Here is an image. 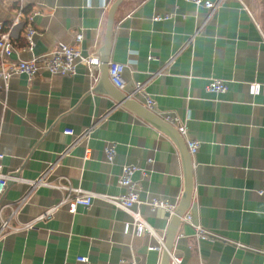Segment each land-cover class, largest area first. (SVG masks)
I'll return each instance as SVG.
<instances>
[{"label":"crops","instance_id":"1","mask_svg":"<svg viewBox=\"0 0 264 264\" xmlns=\"http://www.w3.org/2000/svg\"><path fill=\"white\" fill-rule=\"evenodd\" d=\"M114 1L0 0L5 29L22 16L21 26L12 29L16 51L5 66L45 54L58 42L102 59ZM28 25L36 29L31 50ZM110 61L125 65L126 95L136 82L144 83L157 114L176 115L188 137L199 141L184 216L218 237L199 239L183 216L172 254L181 264H264V193L258 191L264 179V0H221L213 14L187 0H124L115 16ZM215 78L227 83L226 92L207 89ZM89 82L83 63L73 76L42 68L32 78L14 73L7 84L0 79V163L10 176L0 194V227L2 219L10 223L0 236V264H63L80 255L92 264H161L157 236L125 233L129 215L100 197L75 212L63 205L33 228L23 227L68 193L33 189L27 180L47 173L52 184L120 195L126 192L119 183L122 167L134 164L143 202L135 209L159 235L166 234V210L145 202L179 203L185 167L176 140L104 91H90ZM66 128L74 135L64 134ZM112 144L116 156L109 163L105 148Z\"/></svg>","mask_w":264,"mask_h":264},{"label":"built area","instance_id":"2","mask_svg":"<svg viewBox=\"0 0 264 264\" xmlns=\"http://www.w3.org/2000/svg\"><path fill=\"white\" fill-rule=\"evenodd\" d=\"M193 2L197 6L204 5L210 10V14H213L220 6L221 0L217 2L211 0H187ZM21 14L16 16L13 24L10 28L5 29L3 24L0 23V79H3L6 84L10 80L14 73L26 74L29 78L34 77L39 70L42 68L47 69L51 74H59L62 76H73L77 72V66L79 63L86 64L88 66V75L90 78L89 90L91 91L97 84L99 79V67L102 64V59L97 54H90L84 56L81 51L73 44H67L65 42H58L57 45L49 52L41 54L39 56H34L30 59H19L17 62L7 65L6 59L9 58L15 51V47L12 42V29L17 26H21L22 18ZM168 17V16H165ZM160 16L156 17L159 19ZM36 29L32 25L27 26L26 40L28 42V47L31 50L34 46V35ZM82 40V34H77L76 41ZM125 71V65L109 61L108 75L111 82L120 90L124 89V79L123 73ZM207 89L210 92L224 93L227 91L228 86L224 80L215 78L212 79L208 85ZM129 97L137 99L138 96L143 97L145 100L142 101L143 104L153 112L154 110V100L146 93L145 84L141 82H136L133 90L128 94ZM159 115V114H158ZM161 116V115H160ZM167 122L173 124L181 136L185 139L187 148L191 156H195L199 149V141L188 137V130L186 125L181 122V120L174 114H168L161 116ZM89 130L85 133L88 135ZM66 135H74V130L71 128H66L64 130ZM90 151V150H88ZM106 159L109 163H112L116 156V146L115 144L109 145L105 148ZM3 158V154L0 153V160ZM140 167L134 164H127L122 167V172L119 177V183L122 187L126 189V192L120 195H99L92 192L83 191L80 188H72L70 185L52 184L46 180V174H43L41 178L37 180H27V182L34 189L39 186H51L54 188H62L68 190L67 195L52 208L45 211L44 214L35 218L34 220L28 222L23 227L33 228L38 220L44 219L52 215V213L63 205H67L69 211L75 212L79 206L90 207L94 197H100L115 207L120 208L129 215V219L123 222V230L125 233H134L138 236H142L145 233L154 234L158 238V244L154 247L159 251H163L165 248V233L158 234L157 231L151 226L142 216L139 209H135V206L141 205L143 202L139 198V194L136 190V183L134 180V175ZM264 178V170H263ZM10 179L9 174L2 172V164L0 163V194H2L7 186ZM26 181V180H25ZM32 191V189H31ZM260 194L264 193V179L263 186L258 190ZM27 196L21 200V204L26 201ZM152 210L164 209L173 213L176 206L170 203L167 199L161 198H151L145 202ZM184 220L190 222L195 230V235L199 239L215 240L217 239V234L205 229L201 225L193 224L190 215L184 216ZM9 220L1 221L0 236L9 228ZM92 264L87 256H77L75 262H64L63 264ZM139 264V263H132ZM171 264H181V257L171 253Z\"/></svg>","mask_w":264,"mask_h":264},{"label":"water","instance_id":"3","mask_svg":"<svg viewBox=\"0 0 264 264\" xmlns=\"http://www.w3.org/2000/svg\"><path fill=\"white\" fill-rule=\"evenodd\" d=\"M123 1L124 0H115L109 8L104 44L101 49L102 64L99 67L100 76L97 84L91 91H104L113 99H115L119 104H122L138 116L169 133L176 140L179 146L185 167V187L181 199L177 204L174 212L171 214L169 211H165V224L168 220L169 222L165 234V248L162 251L161 258V264H171V253L175 244L177 232L179 226L182 223V217L188 210L193 196L194 179L192 156L187 148L184 138L181 136V134L173 124L164 120L163 117L148 109L141 102L126 95L122 90L118 89L110 81L108 68L111 55V44L114 31L115 16L119 6L123 3Z\"/></svg>","mask_w":264,"mask_h":264}]
</instances>
